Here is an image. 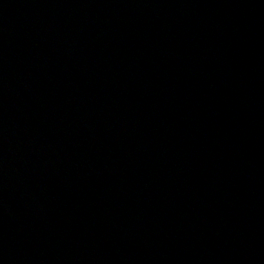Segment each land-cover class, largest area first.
I'll list each match as a JSON object with an SVG mask.
<instances>
[{"label": "water", "instance_id": "95a60500", "mask_svg": "<svg viewBox=\"0 0 264 264\" xmlns=\"http://www.w3.org/2000/svg\"><path fill=\"white\" fill-rule=\"evenodd\" d=\"M0 264H264V0H0Z\"/></svg>", "mask_w": 264, "mask_h": 264}]
</instances>
